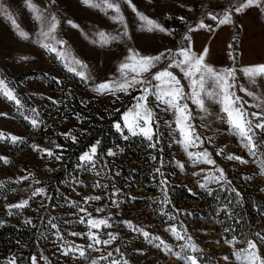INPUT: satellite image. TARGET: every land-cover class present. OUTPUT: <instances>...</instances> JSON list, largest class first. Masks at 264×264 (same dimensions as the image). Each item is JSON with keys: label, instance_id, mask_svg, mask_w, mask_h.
<instances>
[{"label": "rangeland", "instance_id": "rangeland-1", "mask_svg": "<svg viewBox=\"0 0 264 264\" xmlns=\"http://www.w3.org/2000/svg\"><path fill=\"white\" fill-rule=\"evenodd\" d=\"M33 2L45 10L46 16L49 13L56 15L60 23L54 35L57 40L66 41L64 46L56 47L86 64V74H90L92 79L84 81L74 72L68 71L60 56L41 46L43 38L39 35L40 22L29 11L25 0H2L20 28L29 34V39H22L11 22L0 15V79H4L8 87L14 90L22 104L18 110L14 102L0 96V113H7L6 116H0V131L24 139V143L17 144L0 142V155L8 160V163L0 161V220L23 227H39V242L36 253L31 257H35L38 264H92L93 260H99V264H109V260H120L121 264L123 260H127L128 264H185L173 254L155 248L139 233L128 228L124 221H131L133 225L160 237L172 247L173 252L180 251L182 244L194 243L202 252L191 254L199 255L201 264H238L233 253L246 248L244 241L256 239V233L264 236V214L259 212L253 216L252 226L243 234L233 237L226 231L229 223L226 219L230 213L227 214L223 209L227 204L228 212L230 210L233 187L250 202H254L255 197L264 199V174L258 163L264 159V155L252 157L249 154L239 137L230 131L226 123L227 115L221 111V105L211 100H206L210 115H205L195 104L187 101L193 117L191 123L203 143L186 149L184 144L178 143L183 137L176 123V114L171 109L165 111V105L159 104L151 95L148 96L147 106L154 113L155 135L152 141L147 140L146 146H141L137 141L145 136H133L124 127V116L127 114L129 122L132 121V110L143 94V85L129 88L126 92L117 91L115 95L98 93L94 86L122 79L119 66L130 48L142 56H155L167 49L175 51L187 46L188 42L183 37L188 28L203 20L212 25L213 31L202 29L191 33L193 51L199 54L207 48L205 63L215 69L235 68L236 88L232 91L241 98V102H246L243 106L249 113L259 111L252 105L260 101L247 96L240 88L254 91L264 101V77H257L256 83L252 84L241 71L250 65L264 64V13L253 7L234 15V23L217 27V22L209 17L212 14L221 16L230 0H132L139 11L172 29V35L141 30L131 8L122 3L129 37L101 46L92 43L98 39L95 35L98 31L117 35L123 31V27L99 9L85 6L81 0ZM69 20L79 25V28L68 24ZM46 42L55 44V41ZM230 44L232 48H229ZM230 53L237 58L233 60ZM167 64L168 61L163 60L144 73V78H150ZM170 71L180 79L185 93L190 92V81L183 73L176 68ZM3 72L10 79L4 77ZM75 95L89 109V103L93 102L101 114L125 106L121 120L115 125H121L124 129L123 138L128 136L126 141L140 151L142 161L126 156L121 146L109 149L102 156L98 145L95 168L81 161L80 155L75 169L67 171L63 156L72 152H67L66 143L76 141L78 135L87 130V125L71 116L70 108L64 103L65 97ZM31 109L39 113L36 117L40 121L39 127L34 128L29 120L24 119L25 116H34ZM140 111L143 112L142 109ZM157 128L159 136H156ZM151 143H156V147H150ZM32 145L51 149L54 155L36 151ZM90 148L85 152H89ZM205 149L216 161L215 165L194 163L188 156V152L199 153ZM221 150L224 154L217 155ZM109 151H114L116 155L108 156ZM261 152L264 153V149ZM227 154L238 155L248 163L230 161L226 158ZM56 155L61 158L57 160ZM178 163L183 164V167H179ZM218 168L225 170V175L232 183L231 186L223 182V186L209 183L210 193L200 185L205 183V176L213 173L219 175L216 172ZM22 176H28L29 179L21 181ZM97 183L103 187H96ZM41 187L46 194L29 199L32 190ZM149 187L156 188V191H151ZM179 187H184L193 197L182 196ZM94 196H100L101 199H87ZM24 199H28L29 206L11 209L10 215L7 206ZM113 200L119 203V207ZM236 205L240 206V203L236 202ZM80 208H86L93 218H108L113 225L111 228L102 226L92 231H99L103 239L107 238L105 233L112 232L117 235V239L107 246L98 245L100 251H96L87 248L91 241L85 235H71L72 232L84 234L89 231L86 222H79L82 218L86 220ZM98 208L104 211L97 212ZM195 209L206 219H201ZM169 216L175 219H169ZM29 219L31 224L26 223ZM50 222L57 225L63 241L58 238L57 229L52 228ZM170 225L177 226L181 234H185L186 230L185 239H175L174 234L167 231ZM188 237H191V241ZM229 239L233 240L234 247L227 243ZM72 244L83 247L86 255L80 257L78 252L63 255V250ZM258 247L259 254L264 256V244L258 241ZM117 248L120 252L115 251ZM109 253L113 255L108 260L100 259L102 256L108 257ZM225 256L229 257L227 261ZM9 257L10 254L3 255L0 260H9Z\"/></svg>", "mask_w": 264, "mask_h": 264}, {"label": "snow or ice", "instance_id": "snow-or-ice-1", "mask_svg": "<svg viewBox=\"0 0 264 264\" xmlns=\"http://www.w3.org/2000/svg\"><path fill=\"white\" fill-rule=\"evenodd\" d=\"M55 3V0H51ZM81 2L88 7L99 9L103 12L110 20L114 23L119 24L123 27V31L117 35L111 33H106L101 30L95 35L98 39L92 41L94 44H100L101 46H108L113 41H119L122 37H129L128 24L126 18L122 12V3L126 4L139 21V28L147 32H161L167 35H172V29L166 28L162 24L158 23L156 20L148 17L141 11H139L132 0H81ZM25 4L30 12L35 14V19L40 22V33L39 35L43 38L41 41V46L50 52H55L60 56L68 67V71L74 72L84 81H89L92 79L90 74H86L87 65L84 64L79 59L75 57H69L65 51L57 48L56 45L64 46L66 41L57 40L55 37L56 29L60 23L56 15L49 13L45 15V10L36 5L33 0H25ZM256 8L264 13V0H230L229 6L225 9V12L221 16L215 14L210 15V19L217 22V27L226 24L234 23L233 16L244 13L246 10L251 8ZM111 12V15H109ZM0 15H4L14 26L17 34L22 39H29V34L22 30L17 24L16 19L7 10V8L0 0ZM183 20V17H180ZM74 28H79V25L75 24L73 21H67ZM207 30L209 32L213 31L212 25L206 24L203 20H200L197 24L188 28L187 33L183 37L185 41L188 42L187 46L179 48L177 50L167 49L166 51L160 52L155 56H142L135 49H129L128 55L125 57L124 61L119 66V71L121 72L122 79L119 81H105L94 86V90L101 94H112L115 95L117 91L126 92L129 88L136 87L137 85H143L142 95L137 100L136 107L132 110L133 119L129 122L128 115L124 116V127L133 135H144L149 141L153 140L155 132L153 130V124L156 122L154 118V113L151 108L147 106L148 96L151 95L155 97L159 104L165 105V111L172 110L176 114V123L179 125V131L183 137L178 143L188 147H198L200 143H203L201 136L196 132L195 127L192 125L191 120L193 119L189 104L187 101L195 104L197 108L205 115H210L208 106L206 105V100L215 101L221 105V111L227 115L226 123L229 126L230 131L233 135L239 137L241 144L248 149L249 154L252 157H257L258 155H264L261 152L264 149V101L261 100L259 96L256 95L254 91L248 90L247 88L241 87L240 91L245 92V94L257 101L259 103L252 105L256 107L259 111H254L249 113L247 109L244 108V103L241 102V98L235 94L232 89L236 88L235 84V68L229 69H215L209 64L205 63V57L208 55V49L204 48L199 54L195 53L191 47V33L199 30ZM55 41V44L46 42ZM232 48V45H229ZM233 60L237 57L236 55L230 53ZM22 59H27V57H22ZM163 60H167V66L154 73L150 78H144V73L149 72L157 64L161 63ZM176 68L183 73L184 77L190 81L189 88L190 92L185 93L184 86L177 76L170 71V69ZM79 69V70H78ZM244 75L249 79L252 84L256 83L257 77H264V64L250 65L241 69ZM211 82L208 84V82ZM155 82V83H154ZM208 84V87H206ZM0 96H3L7 100L14 102L19 108L22 107L21 100L17 97L14 90L9 88L5 83L4 79H0ZM143 110L141 112L140 110ZM34 114L32 118L25 116L24 119L29 120L30 124L35 128L39 127L40 121L36 118L39 113L36 109H31ZM7 113H0V116H6ZM202 119L204 117H201ZM223 119V117H220ZM116 129L123 135L124 129L121 125L117 123L115 125ZM75 140V137H72ZM124 139H128V136H124ZM9 142L12 144L24 143L22 137L16 135L8 134L0 131V142ZM99 141L96 145H93L89 152H85L81 155L80 160L92 168H95V159L97 158V147ZM150 147L155 148L156 143H151ZM56 147H60L56 145ZM32 148L36 151H41L46 153L48 156H53L54 153L51 149L42 148L38 145H32ZM224 154L223 150L217 155ZM108 156H115L114 151H109ZM189 158L193 159L194 163L198 164H208L215 165L216 161L211 157V154L205 149L203 152L193 153L188 152ZM61 157L56 155V159L59 160ZM226 158L230 161H239L240 163L247 164L248 161L244 158L235 155L227 154ZM0 161L8 163L6 157L0 155ZM261 167L262 174H264V159L258 161ZM179 167H183V164H179ZM159 172V169H157ZM201 171H204L201 169ZM219 175L213 173L211 176H205V183L200 186L211 193L208 189V184L215 182L221 186L222 182L231 186V180L225 175V170L222 168L216 169ZM28 176L20 177V180H27ZM39 183V181H37ZM96 187H103L97 183ZM231 191L238 198L240 193L233 187ZM44 188H36L31 192V197L34 196H44ZM115 195V194H113ZM88 200H100V196L88 197ZM87 202V201H85ZM113 203L119 207V203L113 200ZM231 203V202H229ZM29 206L28 199H24L18 203L8 205L9 214L11 215V209H22ZM73 207H76L73 204ZM228 205L224 207V211L227 212ZM80 212L85 213L86 220L82 218L80 223H87L89 226V231L87 233L81 234L77 232L70 233L73 236L85 235L88 240L91 241L87 245L89 249H95L100 251L97 247L98 245H110L117 239V235L112 232H107L104 235L107 236L106 239L102 238V234L97 231L93 232L92 229H100L102 226L104 228H111L113 225L109 223L108 218H93L92 214L87 211L86 208H80ZM97 212H103V208L96 209ZM169 219H175V217L169 216ZM26 223L31 224L32 221L29 219ZM51 223V222H50ZM128 228L139 233L145 240L152 244L155 248L163 249L164 251L173 254L178 259L185 262V264H201L199 255H193L191 253H201L202 249L196 246L194 243H185L180 245V251L173 252V249L168 245L163 239L158 236H154L143 228L137 227L132 224L131 221L123 222ZM51 227L57 229L56 235L63 241V235L60 233L57 225L51 223ZM182 227V226H181ZM167 231L174 234L175 239L182 241L185 239V234H181L177 226L170 225ZM228 231V229H226ZM191 241V237H188ZM258 241L264 244V236L256 233V239H246L244 243L246 248L237 250L233 253L235 260L238 264H264V256L259 254ZM238 242V241H237ZM227 243L234 247L233 240L229 239ZM116 252H120V249H115ZM73 252H78L80 257L86 255L85 249L83 247H77L74 244L68 245L62 254L65 256L70 255ZM113 254L109 253L108 257H100L101 260H108ZM123 256V253H121ZM46 259V258H44ZM224 259L227 261L229 257L225 256ZM8 264H17V260L13 257L12 260L8 261ZM31 264H38V260L33 257L31 258ZM92 264H99V260H93ZM109 264H121L120 260H109ZM122 264H128L127 260H123Z\"/></svg>", "mask_w": 264, "mask_h": 264}, {"label": "trees", "instance_id": "trees-1", "mask_svg": "<svg viewBox=\"0 0 264 264\" xmlns=\"http://www.w3.org/2000/svg\"><path fill=\"white\" fill-rule=\"evenodd\" d=\"M2 74L4 77H7L4 72ZM7 78L10 79L9 77ZM64 103L70 108L71 116L79 118L87 125V130L81 132L76 141H68L66 143L68 145L67 152H72L63 156V162L67 171L71 168L75 169V163L79 162L80 155L88 150L90 146L97 143V141H99V153L102 156L109 149L121 146L126 156L142 161L139 155L140 151L135 149L134 144L127 142L115 128V123L119 122L122 118L125 106L116 111L101 114L93 102L89 103V109L88 106L83 105L79 101L76 95L74 97H65ZM159 133V128H157L156 136H159ZM147 140V138L142 137L138 139L137 143L141 146H146L148 144ZM149 189L154 192L156 191L154 187H149ZM178 191L182 196L189 195L193 197L184 187H179ZM229 202H231L229 203L230 210L226 212L227 214L230 213L226 219L229 222L227 232L233 237L243 234L247 228L252 226L251 221L253 216L258 215L259 212L264 214V199L260 197H255L254 202H250L243 195L237 198L232 193ZM236 202L240 203V206L236 205ZM195 212L201 219H206L202 213L198 212V209H195ZM38 242L39 227H23L15 223L10 224L0 220V256L10 254L9 260H0V264H8V261L12 260L13 257L16 258L17 264H31V257L36 253Z\"/></svg>", "mask_w": 264, "mask_h": 264}]
</instances>
